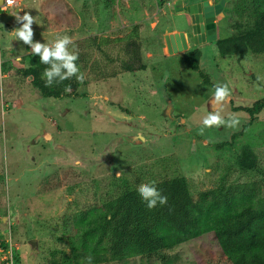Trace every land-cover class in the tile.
I'll use <instances>...</instances> for the list:
<instances>
[{
    "label": "rangeland",
    "instance_id": "374dc122",
    "mask_svg": "<svg viewBox=\"0 0 264 264\" xmlns=\"http://www.w3.org/2000/svg\"><path fill=\"white\" fill-rule=\"evenodd\" d=\"M247 2L230 0L217 39L190 47L203 51L201 68L220 89L185 64L184 52L169 53L165 36L190 26L175 0H29L0 13V238L11 240L19 264L62 261L77 216L127 183L184 176L200 200L220 184L255 181L264 194V112L236 110L264 99V53L224 56L217 46L239 24L253 26L248 7L234 10ZM128 34L140 35L146 69L90 81L75 63L71 97H45L18 73L38 50L77 58ZM246 146L258 156L253 169L241 162ZM104 264L231 262L207 233L169 249L165 261Z\"/></svg>",
    "mask_w": 264,
    "mask_h": 264
},
{
    "label": "trees",
    "instance_id": "16d2710c",
    "mask_svg": "<svg viewBox=\"0 0 264 264\" xmlns=\"http://www.w3.org/2000/svg\"><path fill=\"white\" fill-rule=\"evenodd\" d=\"M247 7L253 26L239 24L231 37L218 40L221 55L242 58L250 52L264 53V0L238 3L234 10L241 15ZM115 41L112 45L105 39L98 48L81 52L77 58L56 46L38 50L29 54L27 66H18V73L43 96L64 99L74 93L68 69L75 63L90 81L146 69L140 35L128 34ZM183 58L206 84L221 88L202 70L203 51L199 47L184 52ZM11 67L4 64L3 71ZM236 110L255 117L264 112V99ZM257 161L256 152L246 146L242 165L253 169ZM76 224L79 231L71 237L72 253L53 264H104L151 255L165 261L169 249L207 233L215 235L231 264H264V194L262 185L255 181L220 184L200 200L194 199L184 176L141 186L127 183L103 206L79 214Z\"/></svg>",
    "mask_w": 264,
    "mask_h": 264
},
{
    "label": "water",
    "instance_id": "95a60500",
    "mask_svg": "<svg viewBox=\"0 0 264 264\" xmlns=\"http://www.w3.org/2000/svg\"><path fill=\"white\" fill-rule=\"evenodd\" d=\"M161 2L167 0H159ZM228 0H222L216 7L217 12H209V2H196L185 5V0H175L176 9L179 13L192 14L194 24L192 30V37L195 40V44L199 45L205 42L214 41L218 37L217 23L215 22L216 16L219 14ZM4 0H0L2 5ZM198 24V25H197ZM167 48L170 54H178L186 52L190 49V34L188 31L174 32L165 36Z\"/></svg>",
    "mask_w": 264,
    "mask_h": 264
},
{
    "label": "built area",
    "instance_id": "2783aa9c",
    "mask_svg": "<svg viewBox=\"0 0 264 264\" xmlns=\"http://www.w3.org/2000/svg\"><path fill=\"white\" fill-rule=\"evenodd\" d=\"M27 1L29 0H4L3 4L0 5V13L9 11L11 8L20 7ZM17 257L18 253L11 240L9 238L5 240L0 238V264H17Z\"/></svg>",
    "mask_w": 264,
    "mask_h": 264
},
{
    "label": "flooded vegetation",
    "instance_id": "af4514ba",
    "mask_svg": "<svg viewBox=\"0 0 264 264\" xmlns=\"http://www.w3.org/2000/svg\"><path fill=\"white\" fill-rule=\"evenodd\" d=\"M205 1H208L209 2V6H212V8H209V12H217L218 8L216 7L222 0H185V5L187 4H190V3H196V2H205ZM230 0L227 1V3L229 2ZM227 3L226 5L224 6V8L219 11V14L216 16V20L215 22L217 23V28L219 29V26H220V23L218 22V19L219 18H222L224 19L225 18V15H226V11H227ZM185 14L188 15V18H189V28L186 30L189 32L190 34V44L191 46L194 45V46H198L195 44V40L193 39L192 37V30H193V27H194V24L192 23L193 21V18H192V14L188 13L187 11L185 12ZM198 25V24H197ZM220 30V29H219ZM206 43V42H205ZM203 44V43H202Z\"/></svg>",
    "mask_w": 264,
    "mask_h": 264
},
{
    "label": "crops",
    "instance_id": "0c3cea01",
    "mask_svg": "<svg viewBox=\"0 0 264 264\" xmlns=\"http://www.w3.org/2000/svg\"><path fill=\"white\" fill-rule=\"evenodd\" d=\"M190 47H191V45H190Z\"/></svg>",
    "mask_w": 264,
    "mask_h": 264
}]
</instances>
